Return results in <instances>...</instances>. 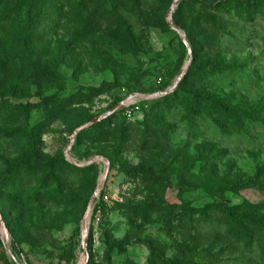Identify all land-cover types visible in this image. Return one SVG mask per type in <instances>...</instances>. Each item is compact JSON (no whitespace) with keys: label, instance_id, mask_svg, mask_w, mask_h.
<instances>
[{"label":"rangeland","instance_id":"obj_1","mask_svg":"<svg viewBox=\"0 0 264 264\" xmlns=\"http://www.w3.org/2000/svg\"><path fill=\"white\" fill-rule=\"evenodd\" d=\"M174 3L0 0V264H264V0Z\"/></svg>","mask_w":264,"mask_h":264},{"label":"trees","instance_id":"obj_2","mask_svg":"<svg viewBox=\"0 0 264 264\" xmlns=\"http://www.w3.org/2000/svg\"><path fill=\"white\" fill-rule=\"evenodd\" d=\"M37 7L36 6H32V5H27L26 8H25V10H24V12H23L24 13L25 20L28 22V25H27V28H26L27 30H29L31 28L29 21L31 19V16L33 14H35V11H36ZM49 12H51V11L49 10ZM17 13H18L17 10H11L10 13L6 12L3 17H0V18H3V22H2L1 27H4V28L5 27H12L11 26V24H12L14 27L18 28L17 26H19V24L17 22H15V19L14 18H13V20L11 19V17L14 16L15 14H17ZM20 25H21V22H20ZM28 38L25 39V43H28ZM16 63H17L16 65L14 64V66H16V70L29 69V70H33V73L34 74H35L36 71H38L37 69L36 70L34 69V66H32L31 63L24 64V65H18V62H16ZM12 66L13 65H11L10 67L12 68ZM11 68H10V72H12L11 71ZM9 76H11L12 78H15V76H14L13 73H11V75H9ZM4 77H6V75ZM0 89H1V84H0ZM2 95H4L3 92H0V96H2ZM7 105H9L12 108H18L19 107V108H22V109H25V110H28L31 107L30 106L31 105L30 103H27V104H23V103H20V104H11V103H9ZM105 121H107V119H105ZM98 124L100 125L101 122H99ZM215 206L216 205L208 204L204 208H201L200 210H205V209H208L209 207H215ZM219 206H221L226 211H229L230 213H233V208L230 207V206H228L227 203L222 202L221 204H219Z\"/></svg>","mask_w":264,"mask_h":264},{"label":"water","instance_id":"obj_3","mask_svg":"<svg viewBox=\"0 0 264 264\" xmlns=\"http://www.w3.org/2000/svg\"><path fill=\"white\" fill-rule=\"evenodd\" d=\"M177 1H178V0H175V3H174V5H173V7L176 5ZM171 13H173V9H172V12H171ZM170 26H171L172 29H174V30H176L178 33H180L181 36H184L183 32H182L177 26H175L173 23H170ZM184 41H185L186 45L189 46L188 41H187L186 39H184ZM188 67H189V65L187 66V68H188ZM178 83H179V79L177 80V82H176L175 85H177ZM172 89H173V88L169 89L168 91H162V92H160V93H158V94H155V96H164V95H166L168 92L172 91ZM122 108H123V102L120 103V104H118V105H116V106L113 108V110H112L108 115H110L111 113H114V112H116V111H118V110H120V109H122ZM94 121H95V120H92L90 123H93ZM86 126H87V125L80 127V128L77 130V132L80 131V130H82V129H83L84 127H86ZM72 141H73V139H72ZM96 160H97V159H96ZM96 160H93V161H91L90 163H93V162L96 161ZM108 171H109V164H107V168H106V171H105V174H104V179L107 177ZM98 194H99V188L96 190V192L94 193L93 197L91 198V200H90V202H89V205H88V208H87V212H86V214H85V218H87V217L89 216V214H90V210H91V208H92V205H93L95 199L98 197ZM0 221L4 224V221H3V218H2V215H1V214H0ZM5 233H6V235L8 234V230H7L6 228H5ZM83 234H85V232H84Z\"/></svg>","mask_w":264,"mask_h":264},{"label":"built area","instance_id":"obj_4","mask_svg":"<svg viewBox=\"0 0 264 264\" xmlns=\"http://www.w3.org/2000/svg\"><path fill=\"white\" fill-rule=\"evenodd\" d=\"M154 96L149 95H141L138 93L130 95L124 102H123V109L126 110L128 115H131L133 112L139 110L141 105L148 101L149 99L153 98Z\"/></svg>","mask_w":264,"mask_h":264}]
</instances>
